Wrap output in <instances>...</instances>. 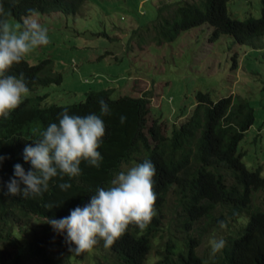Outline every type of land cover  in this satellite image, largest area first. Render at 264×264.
Returning a JSON list of instances; mask_svg holds the SVG:
<instances>
[{
    "label": "trees",
    "instance_id": "trees-1",
    "mask_svg": "<svg viewBox=\"0 0 264 264\" xmlns=\"http://www.w3.org/2000/svg\"><path fill=\"white\" fill-rule=\"evenodd\" d=\"M84 1L0 0V5L11 13L5 19L22 21L33 13H76ZM228 1L162 2L156 5L155 17L140 25L152 33L151 40L162 43L181 30L207 22L212 26L210 38L230 33L239 43L261 47L264 0H260L258 16L243 19L230 15ZM137 35L144 39L143 33ZM20 74L28 89L60 83L63 78L50 56L36 62L24 57L6 73ZM46 94L27 95L7 119L0 117V156L4 157L0 162V264H75L77 254L70 251L74 245L67 242L66 232H57L46 221L66 217L76 206L86 204L98 187L107 188L121 165L132 159L155 165L156 215L143 230L130 224L102 257L91 256L89 264H146L155 239L163 237L167 214L185 234L181 239L166 237L157 245L161 249L151 264H264V194L254 199L256 191L264 190V174L260 164L249 167L243 161L244 150L239 146L255 118L247 98L230 93L212 99L208 91L197 89L187 115L169 128L163 126L161 115L149 117L147 93L112 97L109 88L92 89L71 103L43 102ZM101 98L110 108L108 115L101 116ZM65 107L69 114L94 113L104 121L105 135L97 149L102 156L99 168L82 161L79 176L53 178L41 196L7 195L14 165L21 164L25 171L31 168L23 158L26 144L39 139L51 123H58ZM122 115L127 118L123 124ZM64 182L71 187L61 190L59 184ZM45 203L54 206L46 209ZM220 221L227 226L237 223L222 238L225 247L215 255L200 254L198 244ZM97 244L104 246V241L98 239Z\"/></svg>",
    "mask_w": 264,
    "mask_h": 264
},
{
    "label": "rangeland",
    "instance_id": "rangeland-1",
    "mask_svg": "<svg viewBox=\"0 0 264 264\" xmlns=\"http://www.w3.org/2000/svg\"><path fill=\"white\" fill-rule=\"evenodd\" d=\"M166 1L171 0H85L76 13L24 16L23 20L36 19L49 36L47 45L25 57L36 62L50 56L63 76L60 83L37 85L25 96L46 92L43 102L71 103L92 89L109 88L112 97L147 93L149 117L161 115L163 126L170 128L194 105L197 89L208 91L212 99L240 95L250 101L255 113L239 144L244 150L242 159L249 167L260 164L264 174V35L261 47L239 43L230 33L210 38L212 26L202 22L181 30L173 40L156 43L140 24L151 21L156 5ZM227 10L241 19L258 16L260 0H229ZM7 20L23 25V20L14 17ZM138 33L144 34L143 40L137 38ZM136 164L133 159L125 162L120 171ZM254 194L257 200L264 190ZM169 216L163 219V237L155 239L146 264L155 260L161 249L157 245L166 237L181 239L185 234ZM235 225L213 227L198 244V252L211 255L210 241L223 238ZM106 249L96 244L91 251L77 255L75 264H89L91 256L102 257Z\"/></svg>",
    "mask_w": 264,
    "mask_h": 264
},
{
    "label": "clouds",
    "instance_id": "clouds-1",
    "mask_svg": "<svg viewBox=\"0 0 264 264\" xmlns=\"http://www.w3.org/2000/svg\"><path fill=\"white\" fill-rule=\"evenodd\" d=\"M10 15V11L6 13L0 5V117L5 119L29 92L23 74L17 77L6 73L34 49L49 43L48 29L36 19L27 18L23 25H13L4 18ZM98 103L101 116L110 114L103 98ZM101 116L69 114L65 107L58 115V123H51L40 133L39 139L26 144L23 158L30 162L31 168L25 171L21 164L14 165V175L7 184L6 194L25 198L41 196L53 178L63 180L65 175L70 178L79 176L82 161L99 168L102 156L97 149L105 135ZM126 119L122 115L120 122L123 124ZM3 160L4 157L0 156V162ZM155 175L156 168L150 160L138 163L116 173L107 188L98 187L86 204L76 206L68 216L48 218L46 222L57 232H66L67 242L74 245L70 251L77 255L91 251L98 239L104 241V247H111L130 224L143 230L156 215ZM70 187L67 182L59 184L61 190ZM43 206L51 209L54 203ZM219 223L221 227L225 226L224 221ZM210 245L211 253L215 255L225 247L226 241L212 239Z\"/></svg>",
    "mask_w": 264,
    "mask_h": 264
}]
</instances>
